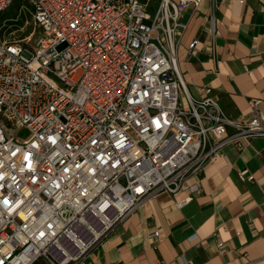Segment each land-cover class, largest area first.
I'll return each instance as SVG.
<instances>
[{"label":"built area","instance_id":"2783aa9c","mask_svg":"<svg viewBox=\"0 0 264 264\" xmlns=\"http://www.w3.org/2000/svg\"><path fill=\"white\" fill-rule=\"evenodd\" d=\"M22 1L0 24V264H85L145 198L185 192L182 208L225 145L264 137L259 100L232 118L186 89L179 18L203 0Z\"/></svg>","mask_w":264,"mask_h":264},{"label":"crops","instance_id":"0c3cea01","mask_svg":"<svg viewBox=\"0 0 264 264\" xmlns=\"http://www.w3.org/2000/svg\"><path fill=\"white\" fill-rule=\"evenodd\" d=\"M217 2L212 10L203 0L179 18L185 29L177 63L186 89L201 98L210 87L232 118H245L251 99L264 112V0ZM192 40L199 42L194 56L187 52ZM191 181L199 182V192L182 208L175 202L185 192L145 198L85 264H264V137L225 145ZM153 230L160 235L150 239Z\"/></svg>","mask_w":264,"mask_h":264},{"label":"rangeland","instance_id":"374dc122","mask_svg":"<svg viewBox=\"0 0 264 264\" xmlns=\"http://www.w3.org/2000/svg\"><path fill=\"white\" fill-rule=\"evenodd\" d=\"M20 4H23L27 7V3L23 2L22 0H15L13 2V4L7 8L5 11H3L0 15V24L3 23L4 20H12L14 18H19V13H21L19 10H18V7ZM151 8V6H150ZM150 14H153L152 11L153 9H149L148 10ZM27 12V11H26ZM23 19H28L30 20V15L28 13H23L22 16L20 17V20H23ZM4 33L3 31V28L1 29L0 31V35L2 36ZM18 33H14V36H17ZM13 37V35H10V37ZM3 123L5 124V128H6V131L9 135H14V136H17V137H20L22 139H27L29 137V131L25 128V127H18V126H15V125H11L9 126V122H7V120L3 119ZM41 262V261H40Z\"/></svg>","mask_w":264,"mask_h":264}]
</instances>
